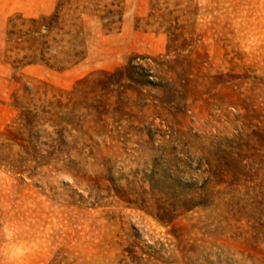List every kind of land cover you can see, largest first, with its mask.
<instances>
[{"label": "rangeland", "instance_id": "374dc122", "mask_svg": "<svg viewBox=\"0 0 264 264\" xmlns=\"http://www.w3.org/2000/svg\"><path fill=\"white\" fill-rule=\"evenodd\" d=\"M58 1L0 0V264H264V0H124L117 31L81 15L76 65L14 69L8 20ZM130 62L150 82L64 110L62 142L22 126Z\"/></svg>", "mask_w": 264, "mask_h": 264}, {"label": "trees", "instance_id": "16d2710c", "mask_svg": "<svg viewBox=\"0 0 264 264\" xmlns=\"http://www.w3.org/2000/svg\"><path fill=\"white\" fill-rule=\"evenodd\" d=\"M81 2V3H78ZM124 0H60L54 11L48 15L38 17H22L16 15L8 20L6 29V51L15 54L12 63L14 69L26 65L40 63L47 67L63 71L79 63L86 55L85 42L82 39V14L97 17L101 28L106 33L117 31L122 22ZM149 16H153L152 13ZM170 35L173 32H169ZM131 62L123 68L114 70H100L89 73L76 81L71 90L54 97L44 107L36 106L47 121L39 120L35 114L32 118H25L22 126L30 131L36 126L51 127L55 140L62 142L66 125H63L64 110L72 112L80 101L88 95L109 93L111 86L119 84L121 75L129 81L146 84L149 73L145 77H134L129 69ZM123 85V84H122ZM75 95L78 97L75 98ZM57 117V119H54ZM70 126L71 123L66 122ZM38 132L37 130H35ZM35 137L36 141L39 136ZM38 142V141H37Z\"/></svg>", "mask_w": 264, "mask_h": 264}]
</instances>
